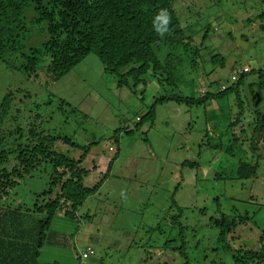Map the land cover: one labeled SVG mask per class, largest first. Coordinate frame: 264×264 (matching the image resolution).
<instances>
[{
	"label": "rangeland",
	"instance_id": "1",
	"mask_svg": "<svg viewBox=\"0 0 264 264\" xmlns=\"http://www.w3.org/2000/svg\"><path fill=\"white\" fill-rule=\"evenodd\" d=\"M173 1L180 5V12H186V3L194 6L189 8V20H181L185 28L196 31L201 52L198 71L187 75V86L194 83L195 96L203 88L215 93L223 84L232 85L231 77L237 72L249 68L238 91L246 111L242 119L246 124L255 119V123L256 111L264 113V89L257 87L258 72H264V0ZM41 27H31L27 33L31 47L47 39ZM215 55L224 58L222 67L211 63ZM101 66L95 55H89L44 89L43 80H28L0 63V100L6 92H14L16 107L39 116L36 124L41 130L76 143L72 147L58 142L55 148L73 159L87 154L82 167L94 168L85 178L87 187L104 178L118 153L98 192L79 209L78 219L54 221L55 234L42 250L40 263L158 264L160 260V264H183L174 249L184 242L190 264H232L229 252L213 251L217 230L210 219L219 213L231 215L238 222L232 239L234 248L264 247L262 137L253 154V163L259 165L257 176L248 181L232 180L231 175L215 180L219 163L228 171V159L223 153H198L205 142L208 120L215 118L225 127L230 118L236 117L235 94L194 107L175 102L154 105V97L177 91L159 87L154 79H149L145 89L143 85L136 89L119 87L117 78L106 74ZM251 91L260 98L258 108L252 104ZM152 105L154 124L146 121L138 125V118L146 116ZM255 127L244 129V149L250 146ZM129 130L133 132L125 134ZM111 147L113 152L109 151ZM184 162L200 166L182 167ZM43 175L37 172L29 184L37 185L34 189L42 188L47 177ZM21 198L13 196V205H18ZM180 227L186 228L183 237ZM88 246L95 254L82 260L78 250L85 251Z\"/></svg>",
	"mask_w": 264,
	"mask_h": 264
},
{
	"label": "trees",
	"instance_id": "2",
	"mask_svg": "<svg viewBox=\"0 0 264 264\" xmlns=\"http://www.w3.org/2000/svg\"><path fill=\"white\" fill-rule=\"evenodd\" d=\"M179 6L173 0H0V63L6 70L19 72L28 80H43V88L48 89L87 56L95 55L104 72L117 78L119 87L136 89L143 85L145 89L149 79H154L159 87L177 91L178 94L154 97V105L175 102L194 107L234 93L236 117L230 118L225 127L215 118L208 120L205 142L198 153H223L228 159V171L219 163L214 172L215 180L230 175L235 181L254 179L259 165L253 163V154L259 148L260 136L264 146V113L257 110L256 122L252 119V123L246 124L242 119L246 111L238 91L250 69L244 67L233 75L232 85L223 84L215 93L203 88L195 96V85L187 86L186 77L198 71L196 65L201 59L200 48L196 45L198 35L181 24V20H189V8L194 9V6L186 3L183 7L186 12H180ZM35 26H42L40 30L47 34V39L40 46L31 47L26 35ZM210 61L221 67L224 65V58L219 55L211 56ZM258 81V89H264L263 71L258 72ZM251 94L252 104L258 108L260 100L256 103L255 92ZM14 96V92H6L0 100V264H45L40 263V258L51 235L55 234L52 224L56 219H78L79 209L98 192L118 153L110 161L104 178L87 187L85 178L94 169L82 167L87 154L73 159L56 151L58 142L72 147L76 143L46 134L36 124L39 116L17 108ZM149 109L146 116L138 118V125L146 121L154 124V106ZM250 125L256 127L250 146L244 149V129ZM132 132L129 130L125 134ZM115 143L118 144V140ZM109 151L113 152L114 148ZM198 166L200 163L182 164L188 168ZM37 172L47 176L40 189L29 184L33 183ZM19 195L21 202L14 206L12 198ZM172 203L175 204L173 200ZM235 219L223 213L210 219L217 230L213 251L229 252L232 264H264V247L234 248L232 239L238 224ZM176 224L179 225L178 221ZM179 230L183 237L186 228ZM88 248L93 250L90 255L93 256L94 249ZM174 250L183 264H190L189 249L184 242Z\"/></svg>",
	"mask_w": 264,
	"mask_h": 264
},
{
	"label": "built area",
	"instance_id": "3",
	"mask_svg": "<svg viewBox=\"0 0 264 264\" xmlns=\"http://www.w3.org/2000/svg\"><path fill=\"white\" fill-rule=\"evenodd\" d=\"M79 253H80L81 258L84 260L93 254V250L88 248L85 251H79Z\"/></svg>",
	"mask_w": 264,
	"mask_h": 264
},
{
	"label": "water",
	"instance_id": "4",
	"mask_svg": "<svg viewBox=\"0 0 264 264\" xmlns=\"http://www.w3.org/2000/svg\"><path fill=\"white\" fill-rule=\"evenodd\" d=\"M260 100L259 96L257 95V100H256V103H258Z\"/></svg>",
	"mask_w": 264,
	"mask_h": 264
},
{
	"label": "clouds",
	"instance_id": "5",
	"mask_svg": "<svg viewBox=\"0 0 264 264\" xmlns=\"http://www.w3.org/2000/svg\"><path fill=\"white\" fill-rule=\"evenodd\" d=\"M222 90H223V88H222Z\"/></svg>",
	"mask_w": 264,
	"mask_h": 264
},
{
	"label": "crops",
	"instance_id": "6",
	"mask_svg": "<svg viewBox=\"0 0 264 264\" xmlns=\"http://www.w3.org/2000/svg\"><path fill=\"white\" fill-rule=\"evenodd\" d=\"M212 125V124H211Z\"/></svg>",
	"mask_w": 264,
	"mask_h": 264
}]
</instances>
